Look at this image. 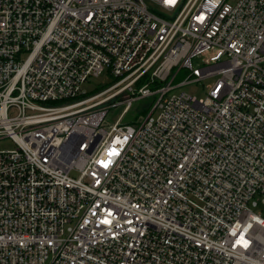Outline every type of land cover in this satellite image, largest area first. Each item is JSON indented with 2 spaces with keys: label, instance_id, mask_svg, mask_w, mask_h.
Segmentation results:
<instances>
[{
  "label": "built area",
  "instance_id": "obj_1",
  "mask_svg": "<svg viewBox=\"0 0 264 264\" xmlns=\"http://www.w3.org/2000/svg\"><path fill=\"white\" fill-rule=\"evenodd\" d=\"M5 138L0 264H264V0H0Z\"/></svg>",
  "mask_w": 264,
  "mask_h": 264
},
{
  "label": "rangeland",
  "instance_id": "obj_2",
  "mask_svg": "<svg viewBox=\"0 0 264 264\" xmlns=\"http://www.w3.org/2000/svg\"><path fill=\"white\" fill-rule=\"evenodd\" d=\"M218 57V51L213 50L205 53L201 58L194 60L195 66H203L204 63H214ZM191 75V71L189 69H182L176 76L173 85L177 86L181 82L185 81ZM213 81V78L207 79L205 81L193 82L183 87H177L170 95L172 94H180L182 92H186L191 94L192 96L202 99L207 95V85ZM114 82V78L103 74L99 78H92L89 82L84 85V90H87L89 93H96L98 90L103 89L104 87L110 86ZM152 90L156 89L157 86H151ZM158 98V96H156ZM125 97H123V100ZM155 101V97H148L146 99H140L133 103L131 109L126 113L122 118V123H133L141 118V116L146 115L143 111L146 108L150 110L151 103ZM119 100L114 99L109 103L103 105V107H109V112L106 118V122L113 125L116 123L118 118L124 111L126 104H119ZM17 146L15 142L11 138H5L0 140V150H13ZM255 212H260V210L255 209Z\"/></svg>",
  "mask_w": 264,
  "mask_h": 264
},
{
  "label": "trees",
  "instance_id": "obj_3",
  "mask_svg": "<svg viewBox=\"0 0 264 264\" xmlns=\"http://www.w3.org/2000/svg\"><path fill=\"white\" fill-rule=\"evenodd\" d=\"M145 83V81L144 80H141L140 82H139V86H142L143 84ZM155 86V85H154ZM103 89H100V90H98L96 93H98V92H100V91H102ZM96 93H93V94H96ZM89 94H91V93H89ZM149 110L146 108L145 110H144V112L147 114V112H148Z\"/></svg>",
  "mask_w": 264,
  "mask_h": 264
}]
</instances>
